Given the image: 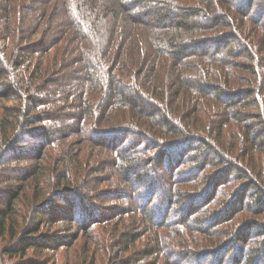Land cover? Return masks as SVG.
<instances>
[{
    "label": "rangeland",
    "instance_id": "1",
    "mask_svg": "<svg viewBox=\"0 0 264 264\" xmlns=\"http://www.w3.org/2000/svg\"><path fill=\"white\" fill-rule=\"evenodd\" d=\"M175 2L201 9L207 18L216 14V7L209 9V0ZM230 2L235 5L219 9L228 12L237 28L243 22L244 32L238 28L243 33L239 44L235 41L229 52L214 49V53L192 57L179 69L211 87L220 85L219 75H224L229 80L226 89L235 94L260 89L259 83L264 82V23L259 24L264 19V0ZM74 3L0 0V211L9 212L0 223V264H264V204L254 203L251 193L256 185H231L226 168L210 163L215 153L195 163L192 157L201 148L197 141L190 145L186 139L171 137L175 144L161 147L168 138L159 139L144 127L133 131L146 138L124 137L127 128L116 126L120 117L115 111L110 114L111 123L103 125L95 114L87 121L75 119L74 115L82 114L76 95L87 85L81 78L80 59L91 47L74 41L77 33L70 16ZM115 18L123 17L105 15L98 34L89 38L96 46L92 55L99 65L101 55H109L102 53V37ZM228 26L216 34L208 31L204 37L229 35ZM107 43H112L110 38ZM242 48L256 51L260 62L243 55ZM144 51L141 45L138 52H129L139 64L121 79L126 88L141 84V74L151 65L144 58L142 66ZM114 52L120 57L123 47L117 46ZM113 53L105 60L112 63ZM128 57L131 65L132 55ZM165 58L168 65L170 58ZM252 62L260 65L256 77L242 70L241 65ZM114 65L119 66L117 61ZM165 76L166 72L163 81ZM108 95L104 90L95 100L102 105ZM210 95L186 88L182 119L189 123L195 111L198 115L193 118L201 120V127H211L214 134L209 144L221 143L224 152L246 167L249 181H257L264 190V150L254 147L245 157L246 128L234 118L225 124L222 139H216L212 123L228 107ZM256 97L262 108L260 104L258 109L240 106L236 111L248 116L247 125L254 124L260 141L264 140L260 132L264 92ZM2 123L8 125L6 132ZM197 133L200 138L209 134ZM149 139L158 143L149 144ZM176 148L183 150L181 157H170ZM129 159V165L125 164ZM253 205L256 211L249 208ZM233 230L237 234H231ZM20 245H26V250L20 251Z\"/></svg>",
    "mask_w": 264,
    "mask_h": 264
},
{
    "label": "trees",
    "instance_id": "2",
    "mask_svg": "<svg viewBox=\"0 0 264 264\" xmlns=\"http://www.w3.org/2000/svg\"><path fill=\"white\" fill-rule=\"evenodd\" d=\"M71 1L75 2L73 10L70 11V16L73 19V28L77 33L76 38L74 37V41L77 45L81 43L83 46L88 45L91 47V52L86 49L83 51L84 57L80 59L83 65V75L81 78L87 85L84 84L76 95L82 114L78 113L74 115L75 119L78 121H87L88 119L96 118L94 117L95 114L98 118V123L103 125V123H111L110 114L115 111L120 117V121H118L119 124L116 126H125V128H127L123 132L124 137L132 135V139L133 137L136 138V136L137 138L138 136L146 138L143 134L138 133L140 135H137L133 131L137 127H144L147 128L150 134L159 137V139L166 140V138H168V141H166L167 143L163 142L160 145L161 147L175 144L174 141L171 140V137L182 138L183 140L186 139L190 145H195L197 141V143L201 145V148L198 150L197 154L192 157V161L201 163L203 159L210 157L211 153H215V158H213L210 163H215L216 167L221 166L226 168L227 174H230L231 177L229 180L231 185L237 182H245L246 184L251 182L250 186L256 185V192L251 193V195L254 203H259V205L262 206V204H264V190L257 186V181H249V178L246 177V167H244L242 163H238V160L230 155V153L227 154L224 152L221 143L220 145L215 142V147L209 144L208 140L210 141V139H213L212 136H214V134L210 132L211 127H201V120L197 121L193 118V116L196 117V115H198L195 114V111L192 112L189 123H187L186 119H182L184 115L181 114V111L186 108V102L183 99L186 88H189L190 92L197 95H206V92H208L217 102L228 107V110L219 115V119L212 123L215 127L214 132L216 139H222L225 124H229L230 119L234 118L236 121H241L244 129L246 128L245 135L243 136L244 139L242 138V140H244L243 143L247 145L245 157L248 158V153L254 147L264 150V140L258 141V136L255 135L254 124L247 125L246 119L248 116L242 112L236 111L237 107L240 106L245 107L252 105L253 108L258 109V104H260V108H262V103H259L256 95H261V93L264 92V82L259 83L260 89H247L246 91L243 90L231 94L225 87L229 80L224 75H219L218 80L221 81L220 85L211 87L208 86L209 84H204L198 79L188 78L185 76V73H181V69H179L182 63L192 57L214 53L212 52L214 49L221 53L229 52L227 49L229 47L231 48L235 41L239 44V41H237L238 36L243 34L241 32L243 31L242 26L245 28L243 22H239L238 28L241 31H238L234 20H230L233 18L228 12H221V9H219V6L226 8L229 6L232 7V5L235 4L230 2V0H209V9L212 11L215 7L217 9L214 16L207 18L202 15L201 9H199L198 12V8L187 6L189 4H182V6L176 5L175 0H131L132 3H123L121 0H109L108 8L105 6L107 0ZM181 1L190 2V0ZM215 1H217V4H213ZM105 15L109 17L121 15L123 18L122 20H119V18L113 19L111 26L108 25V29L104 32L105 35L102 37L104 43L101 46V48H103L102 53L109 52V55L104 57L101 55V58L98 60L101 64L99 65L92 55L95 54L93 52H95L94 47L96 46L89 38H93L94 33L98 34L99 26L103 22ZM227 20L229 21L228 27L232 31L229 35L219 36L216 39L212 38V36L208 38L204 37V33H208V31L209 33L215 31L216 34L217 30H220V28L228 24ZM262 22L264 23V19L259 22V24L262 25ZM105 23L107 24V21H105ZM198 34L199 36L196 37L195 35ZM109 38L110 42L112 41L111 44L107 43ZM241 38L242 37H240V39ZM61 41H64V37L63 40L61 38ZM141 45L142 49L144 48L145 50V53H143L142 66L144 65V58L147 62L151 60V65L147 69L145 68L143 74H141L144 76L141 80V84L137 82L136 84L133 83L131 87L134 88L131 90L126 88L124 83L123 85L121 84V79L125 78L129 70L135 69L139 64V60L135 59L134 55L129 54V52H138L139 49H141ZM117 46L118 48L123 47V52L120 57L115 56L114 50ZM108 47L111 49L109 50ZM124 51H126V53H124ZM233 51L234 50H230V52ZM112 53L115 59L110 63L105 60V58L109 59ZM241 53L255 59V62L256 60L259 61L256 51L250 52L247 48H242ZM263 53L262 51V54ZM128 55H132L131 65H129ZM165 57L170 58L168 65H164L167 59ZM152 58L155 59L153 63ZM115 61L118 62L119 66L114 65ZM259 62L257 63L258 67L256 64H253V62L252 64H243L241 65L242 70L254 74L256 77L260 70ZM184 65L186 64L184 63ZM190 68L194 67L191 66ZM225 71L226 74L229 72L228 69H225ZM165 72V81H163ZM117 75H119L120 78H118ZM101 80L105 81L106 89L101 85ZM260 81H262V79ZM104 90L109 91V95L105 99L106 101L101 105L100 100H103V94L100 100L97 101L95 99H97L99 94ZM88 96L90 98H88ZM252 97L253 99L255 97L254 101L251 100ZM65 99H69V96ZM90 99H92V101ZM182 99L183 103H181ZM114 103H117L114 105V108L108 110L110 104ZM260 125L263 127H261L262 130L260 132L263 133L264 136V123ZM7 127L8 125L6 123L1 124L3 132H6ZM197 132L209 134L206 135L207 138H200ZM148 142L153 145L158 143V141H152L150 139ZM9 143H11V141H9ZM2 146L3 144L0 143L1 148ZM179 149L180 148L173 149L170 157H181L180 154L183 150L180 151ZM175 153L177 155H175ZM129 161H131V159L124 163L129 165ZM132 163L141 164L138 160H132ZM178 175L179 174H177V176ZM206 179L209 181L211 179L210 175H208ZM10 201H12V199ZM10 207L11 205H8V208ZM249 208L252 211H256L254 205L249 206ZM8 215V210L0 211V223L3 222ZM206 224L208 223L203 222L201 226H205ZM253 226L258 227V229L260 228L256 223ZM1 227L2 225L0 224V229ZM261 227H263L262 229L264 230V226ZM233 232L237 234V230H233L231 234H233ZM227 245H229V243ZM25 247L26 245H20L19 250L23 252L26 250ZM233 257L232 261L235 260ZM192 258L189 259V261H191ZM203 258H208V255H205ZM194 259L195 258H193V260Z\"/></svg>",
    "mask_w": 264,
    "mask_h": 264
}]
</instances>
